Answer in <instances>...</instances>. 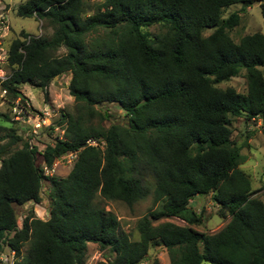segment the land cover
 <instances>
[{
	"label": "trees",
	"instance_id": "1",
	"mask_svg": "<svg viewBox=\"0 0 264 264\" xmlns=\"http://www.w3.org/2000/svg\"><path fill=\"white\" fill-rule=\"evenodd\" d=\"M255 3L264 22V0H26L18 6L20 16L47 22L53 33L22 31L12 41V71L1 89L13 102L23 96L20 86L30 84L48 99L51 82L69 73L76 110L61 116L65 136L44 150L4 126L11 117L0 113V251L14 249L13 264H84L89 243L114 254L98 264H141L152 246L167 249L169 264H264V201L241 168L250 144L238 143L231 128L237 117L264 121V29L236 42L229 31L240 24V12L224 16L234 4ZM242 70L247 93L217 86ZM104 102L118 105L126 122L95 125L96 117L112 116L97 109ZM70 152L78 155L67 176L45 174L44 166ZM45 181L49 218H38L33 207L18 217L16 207L42 202ZM199 195H210L220 215L231 217L221 230L196 228L203 216L191 203ZM149 196L156 207L139 218L138 240L100 203L133 207ZM172 217L185 224L160 222Z\"/></svg>",
	"mask_w": 264,
	"mask_h": 264
},
{
	"label": "rangeland",
	"instance_id": "2",
	"mask_svg": "<svg viewBox=\"0 0 264 264\" xmlns=\"http://www.w3.org/2000/svg\"><path fill=\"white\" fill-rule=\"evenodd\" d=\"M26 0H0V36L2 46L5 51H8L12 41L18 37L22 31L31 33L33 35H46L51 36L53 33L52 27L47 22L34 18L23 17L18 14V6ZM241 4H234L226 9L224 16L228 17L231 13L238 11L241 15V21L238 26L230 30L229 33L232 38L239 42L240 39L247 34H252L258 31H263L264 22L261 11L260 3H255L252 6L242 9ZM152 32H158L157 27H151ZM212 33V29L205 31V35ZM66 52L65 48H61L59 53ZM2 56L3 52H2ZM0 69L6 73L11 74L12 68L9 65L8 60L4 59L0 63ZM71 74H63L56 77L48 87L49 97L46 98L45 91L40 87H35L30 84H23L20 86L23 96L10 101L11 98L7 93H3L0 83V113H8L11 117V121H1L6 127L14 128L17 134L23 136L24 140H29L30 143L39 146L40 150L45 149V145L52 143L57 137H61L62 130L65 131L67 127V121L64 119L61 123L60 118L63 114L74 113L76 110V101L74 96L71 95L69 90V84L71 80ZM219 88L234 87L241 93H247L248 84L246 77V70H242L238 77H234L230 80L218 83ZM29 104L33 112H43L48 110L50 117L47 118V123L55 122V125L50 129L37 130V133H32L33 121L26 123L23 119L16 118V106L18 102ZM17 103V105H16ZM16 105V106H15ZM98 110L106 111L112 115L107 120L101 121V118L96 117L93 120L95 125L101 123L103 126L109 127L112 123L126 122L125 113L122 109L113 103L104 102L97 106ZM233 130V137L238 143H242L245 140L249 142V146L244 148L243 153L246 156L245 162L241 165L252 178V185L254 190H257L256 196L260 197L264 201V122L261 124L258 120L253 122L252 120H246L244 117L233 118L231 125ZM65 136V133H64ZM251 136V137H250ZM98 143V142H97ZM103 142L101 145L103 146ZM21 146V142L17 144ZM16 148V147H14ZM43 155H37V163L43 165ZM55 170L52 174L65 177L68 175L75 160L70 161L68 153L59 158ZM55 161V162H57ZM1 166V162H0ZM51 175V174H50ZM150 178V174L148 175ZM49 192V182H44V196L40 204L33 206V212L38 218H49V205L47 201V193ZM100 202V200H99ZM102 205L107 210L114 212L122 227L131 235L133 240L140 239V233L137 230V222L140 217L145 215L150 209L155 208L153 197L149 196L133 205L128 206L123 201H101ZM191 206L203 216V224L196 225V228L200 231L208 233H214L221 230L231 219L230 216L222 217L220 215V207L213 201L210 195H199L195 198V201L191 203ZM26 207H16L17 215L20 217ZM28 209H30L28 207ZM171 221L177 224H185L182 219L172 217L164 218L160 222ZM28 246H25V249ZM8 248L5 247V250ZM114 257L107 249H102L97 243H89L87 258L84 264H98L100 261H106ZM158 261L160 264H169L170 257L168 251L162 246H152L149 251L148 258L145 259L143 264H155ZM203 264H211L205 261Z\"/></svg>",
	"mask_w": 264,
	"mask_h": 264
},
{
	"label": "built area",
	"instance_id": "3",
	"mask_svg": "<svg viewBox=\"0 0 264 264\" xmlns=\"http://www.w3.org/2000/svg\"><path fill=\"white\" fill-rule=\"evenodd\" d=\"M10 49V48H9ZM2 52L3 55L2 56ZM8 56H9V50L5 51L3 46H2V41H1V36H0V63L6 59L8 60ZM10 74H6L3 69H0V83H2V81L6 80L7 78H9ZM3 93H7L6 90H2ZM17 105V103H16ZM15 105V106H16ZM16 118L17 119H23L26 123L32 122L31 119H34L33 121V130L32 133H37L38 129H45L48 128L50 129L52 126L55 125V122H49L47 123V118L50 117V112L48 110H43V112H33V110L30 108L29 104H24L23 102H18V105L16 106ZM254 121H256L255 118H253ZM261 124L264 122L261 118L257 119ZM64 133L65 131L62 130V135L60 138L64 137ZM88 144L90 145H97L98 143L96 142V140L90 139L88 140ZM78 152H70L68 153V157L70 159V161L75 160L77 158ZM64 155H62L61 157H63ZM59 157V158H61ZM58 158V159H59ZM58 159H56L55 161H57ZM57 162H54V164L52 165V167H48V166H44V170H45V174H52L53 171L56 168ZM8 249V252L5 250V248L0 251V264H13L14 262V258H15V250L6 246ZM143 262H141V264H143Z\"/></svg>",
	"mask_w": 264,
	"mask_h": 264
},
{
	"label": "crops",
	"instance_id": "4",
	"mask_svg": "<svg viewBox=\"0 0 264 264\" xmlns=\"http://www.w3.org/2000/svg\"><path fill=\"white\" fill-rule=\"evenodd\" d=\"M25 207H26V208H28V207L31 208V207H33V205H32V204H28V205H26Z\"/></svg>",
	"mask_w": 264,
	"mask_h": 264
}]
</instances>
